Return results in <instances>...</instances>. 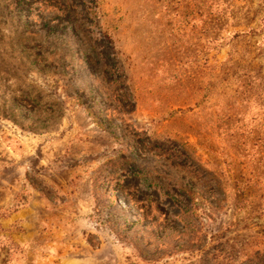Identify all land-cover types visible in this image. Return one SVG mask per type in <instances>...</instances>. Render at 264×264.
<instances>
[{
  "label": "rangeland",
  "instance_id": "obj_1",
  "mask_svg": "<svg viewBox=\"0 0 264 264\" xmlns=\"http://www.w3.org/2000/svg\"><path fill=\"white\" fill-rule=\"evenodd\" d=\"M0 264H264V0H0Z\"/></svg>",
  "mask_w": 264,
  "mask_h": 264
}]
</instances>
